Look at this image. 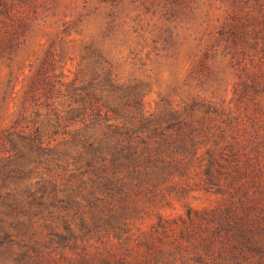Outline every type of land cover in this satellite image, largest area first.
Masks as SVG:
<instances>
[{
	"label": "trees",
	"instance_id": "trees-1",
	"mask_svg": "<svg viewBox=\"0 0 264 264\" xmlns=\"http://www.w3.org/2000/svg\"><path fill=\"white\" fill-rule=\"evenodd\" d=\"M65 1L0 0V156L51 153L78 122L107 120L114 121L117 140L128 137L124 143L137 151L134 138L141 128L167 124L158 160L188 179L196 174L207 192L238 195V204L252 205L256 217L240 219L238 233L225 223L216 230L238 234L242 257L247 248L260 255L238 264H264V0H230L238 18L216 29L209 27L211 0H154L165 12L159 57L176 72L162 94L165 107L150 117L143 116L144 109L104 111L117 107L105 101L106 87L122 81L124 67L116 55L125 47L133 54L148 40L143 29L123 31L117 25L116 11L127 0ZM103 4L108 21L96 32ZM229 69L236 81L227 100ZM224 176L230 184L223 183ZM191 227L207 250L211 244L204 237L216 230L195 222ZM171 228L164 227L163 244Z\"/></svg>",
	"mask_w": 264,
	"mask_h": 264
},
{
	"label": "rangeland",
	"instance_id": "rangeland-1",
	"mask_svg": "<svg viewBox=\"0 0 264 264\" xmlns=\"http://www.w3.org/2000/svg\"><path fill=\"white\" fill-rule=\"evenodd\" d=\"M154 2L127 0L116 11L123 31L143 29L148 40L133 54L125 47L116 55L115 62L124 67L122 81L120 87H106L105 101L117 107H104L105 112L144 109L143 116L150 117L165 107L162 94L176 71L159 57L165 12ZM211 2L209 27L238 18V6L230 0ZM105 7L93 31L106 26ZM224 77L230 100L236 78L232 69ZM113 123L78 122L51 153L0 156V264H238L250 255L259 258L253 248L242 257L238 234L216 230L225 223L238 233L240 219H255L252 205L238 204V195L207 192L196 174L188 179L158 160L167 124L141 128L133 151L124 143L128 137L117 140ZM230 179L224 176L223 183ZM231 192H238V177ZM193 222L216 230L204 237L211 244L207 250L202 240L195 241ZM168 225L172 230L163 244Z\"/></svg>",
	"mask_w": 264,
	"mask_h": 264
}]
</instances>
